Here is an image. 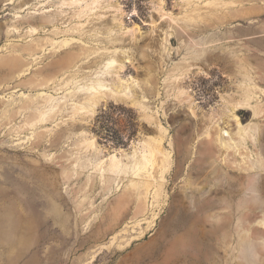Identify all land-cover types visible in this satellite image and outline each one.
I'll return each mask as SVG.
<instances>
[{
  "label": "rangeland",
  "instance_id": "374dc122",
  "mask_svg": "<svg viewBox=\"0 0 264 264\" xmlns=\"http://www.w3.org/2000/svg\"><path fill=\"white\" fill-rule=\"evenodd\" d=\"M100 2L0 0V264H264V0Z\"/></svg>",
  "mask_w": 264,
  "mask_h": 264
},
{
  "label": "bare ground",
  "instance_id": "6f19581e",
  "mask_svg": "<svg viewBox=\"0 0 264 264\" xmlns=\"http://www.w3.org/2000/svg\"><path fill=\"white\" fill-rule=\"evenodd\" d=\"M78 1L79 3H83L85 6H84V10H93L95 8H98V6L101 4L100 0H76ZM83 6V5H82ZM82 13V12H81ZM95 14V13H94ZM185 71H188V70H185ZM99 85H101V83H98ZM97 86V85H95ZM98 87V86H97ZM177 96L179 98H181V96H183V94L185 93V90L184 89H180L177 91ZM96 97V96H95ZM226 97V96H225ZM98 100V99H97ZM230 100V99H229ZM237 102V101H236ZM235 102H233L232 104H234ZM90 105V104H89ZM234 106V105H233ZM94 106H92L93 108ZM235 107V106H234ZM95 108V107H94ZM93 108V109H94ZM238 108V107H237ZM192 113L194 114V109L191 110ZM218 127V126H217ZM216 129V128H215ZM207 131V130H206ZM228 132V131H227ZM223 135V134H222ZM208 137H211L210 133L207 135ZM219 139H220V142H219V147L222 149L223 152H225L226 148L228 147V143L227 141H225V139L222 138L218 135ZM210 141V139H209ZM212 141V140H211ZM233 141V140H232ZM214 143H216L215 141H213ZM95 144V141L93 139H85V140H82L81 142V146L83 147H86V148H89L91 146H93ZM146 146H147V156H143L141 155L140 157L136 158L135 161H134V164H133V170L136 174H139L140 172L142 171H145V173L147 175H150L148 173V170H147V166H148V162H153L155 163V159L157 157V150L160 149V141H158L157 138H148L147 141H146ZM216 146V145H215ZM241 146V145H238L236 147V149H238V147ZM137 151V150H136ZM138 155V154H137ZM152 163V164H153ZM113 164L116 165V161H113ZM155 165V164H154ZM116 167V166H115ZM180 170V169H178ZM177 170V171H178ZM181 171V170H180ZM204 171L203 168H201V170L199 172H202ZM132 180V181H131ZM131 183H132V188L137 191V192H140V190L142 189L143 186H146V193L149 192L150 190V187L153 185L152 181H150V179H147L145 181H140L139 179H131ZM162 193V192H161ZM195 193H202V191L200 189L197 190V192Z\"/></svg>",
  "mask_w": 264,
  "mask_h": 264
}]
</instances>
